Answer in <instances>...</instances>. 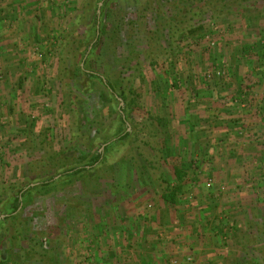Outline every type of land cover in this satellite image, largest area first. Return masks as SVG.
<instances>
[{"label": "rangeland", "instance_id": "rangeland-1", "mask_svg": "<svg viewBox=\"0 0 264 264\" xmlns=\"http://www.w3.org/2000/svg\"><path fill=\"white\" fill-rule=\"evenodd\" d=\"M30 1L0 0V15L12 19L4 17L0 26L16 31ZM32 1L39 2L33 13L41 39L59 37L47 47L52 56L43 49L45 62L34 52L39 38H18L10 50H0V197L40 178L50 155L77 153L91 143L104 153L101 139L114 119L107 111L120 104L87 75L93 28L96 35L109 30L101 61L122 83L130 77L127 63L143 59L148 49L144 18L134 30L126 19L122 34L112 36L117 23L111 22L125 15L123 0L107 7L106 0ZM164 3V15L178 13ZM225 3L204 8L200 19L185 18L174 52L144 63L134 80L131 137L97 177L23 200L19 216L3 228L9 264H264V0L249 11ZM247 16H257L251 26ZM211 23L218 27L214 45L198 40L202 31L189 33L200 25L209 30ZM132 45L137 57L129 54ZM215 65L227 74L206 79ZM218 109L228 110L222 117L235 123L223 137L216 131L222 118L213 120ZM174 164L187 173L175 206L162 199Z\"/></svg>", "mask_w": 264, "mask_h": 264}, {"label": "trees", "instance_id": "trees-1", "mask_svg": "<svg viewBox=\"0 0 264 264\" xmlns=\"http://www.w3.org/2000/svg\"><path fill=\"white\" fill-rule=\"evenodd\" d=\"M100 1L102 0H97V2ZM109 1L110 0H106L104 2V7L109 5ZM123 1V6H126V10L123 9L125 15L123 17H119L118 20H113L111 22L117 23L112 36H115L116 38L119 36V33L122 34L119 28L122 30L124 27L123 22H125L126 19L128 20L126 21V24H131V28L134 30L137 27L136 23L140 21V19L144 18L143 24L147 26L146 30L149 31V35L147 36L148 49L145 51L143 59H138V61L135 62L131 60L127 63L125 70L129 71L130 77L127 78L126 83H122V81L119 80V75H116V70L112 69L111 66L104 65L101 61L105 56L103 49L107 42L109 30L100 29L99 34L96 35L97 30L96 28H93V31L95 32L93 38H95L96 41L93 44L92 51L90 52V58L88 59V61H90V71L87 73V75L90 76L91 85L96 86L97 88L99 87V89H103V91L108 94V98H110L111 101H117L120 104L117 99L118 97L124 102V106L120 109H116L111 106L107 111V115L114 119L113 125L108 127V137L101 139L103 142L102 145H105L104 153L100 152L98 149L96 150V145L91 143V145H89L85 150L77 151V153H69L67 150H62L55 155H50L48 170L45 171L40 178L38 177L36 181L32 182H29V180L24 181L19 186H14L11 191L6 192L5 195L0 197V264H9L11 262L8 257L10 254L9 250L5 249L2 243L3 228H5L4 226L8 221H12L19 216L18 214L21 213L19 210L22 206L23 200L26 201L30 199L29 197L33 196L35 193L56 191L59 187H61V185H63V183L73 182L74 180L81 181L89 179L90 175L97 177L96 174L101 171L100 168H104L105 165H107V161L112 153L119 149V145L131 137V133L127 131V122L131 118V106L132 103H134L132 99V96L135 94L134 80L140 76V73L144 70L143 68L146 66L144 65L145 62L149 61L148 64L154 65L158 59L168 56V54H172L174 52L175 48L173 44L175 38L178 37V35L182 37L185 31V28L182 29L180 23L184 24V19L188 16H191V18L195 16L194 18L199 17L200 19L202 14L205 12L203 10L204 8L206 10L207 8L219 6L225 2H228V4L225 3L228 7L238 4L240 6L239 11H242L243 9L249 11V8H247L248 6H257V4L261 2V0H134L133 4L129 5V3L126 2L127 0ZM115 2L116 3L114 4L117 6V0ZM164 2L168 4L170 3L172 7H174L172 10L174 9L178 13L175 14V16L164 15L162 12L164 11V8L167 7ZM225 4L224 6L227 7ZM104 7L102 9V13L104 12ZM156 11L157 13L160 12V14L158 13V15H155L154 12ZM109 12L110 14L108 15V18L113 16L111 14L114 11L111 8L108 9V13ZM212 12L214 16L215 13H217L216 10ZM148 15L152 16L153 24L148 22ZM256 17L247 16L248 26H251L254 22L253 19ZM111 23H109L110 26ZM108 26L109 25H106V28H108ZM203 29V25H200L193 27L191 30L189 29V33L194 34L198 31H202L198 40L206 42L205 36L210 31H205ZM138 32L136 33L138 34ZM131 38L133 39L134 37ZM83 41L88 42V39ZM153 44L155 47L152 49ZM137 48L138 47L136 45H132V49H130L129 52L132 57H137ZM139 53L141 55V51H139ZM83 55L84 52L81 53V56ZM165 73L167 72L165 71ZM179 81L180 80L178 79L175 80L173 83L174 88L177 89L181 86ZM97 123H99L97 130L101 133L100 130L104 129V123L101 118L97 121ZM55 159H57V161H54ZM57 175H60L58 179L56 178ZM186 175V171L181 169L177 164L173 165L174 181H172V183L168 182L166 191L162 194V199L166 204L175 206L178 203L181 193V184L184 182ZM36 183L39 184L31 186ZM3 215L6 216L1 218Z\"/></svg>", "mask_w": 264, "mask_h": 264}, {"label": "crops", "instance_id": "crops-1", "mask_svg": "<svg viewBox=\"0 0 264 264\" xmlns=\"http://www.w3.org/2000/svg\"><path fill=\"white\" fill-rule=\"evenodd\" d=\"M37 4H39L38 1H32L31 0L30 3L28 5H26V8H30V9L27 10V13H23L22 15H20V17H19L20 19H19V21L17 23L18 27L15 29L16 31H13L11 33V31H7V30L10 29V27H9L10 25H5L3 23L1 24V26H0V42L4 43L5 45L3 47H0V50L11 48L12 46H14L13 43H17L19 41L18 38L27 37V38L32 39V41L34 40L33 37L35 39H38V38H39V40L41 39V37H40L41 34H40L39 30H36L38 28L37 26L39 24L38 17H37V14L35 15L33 13L34 10L37 11L38 9H40L39 5H37ZM31 6H33V7L31 8ZM8 16L7 15H4V16L0 15V21H3L4 17L8 18ZM8 19L12 20L11 18H8ZM13 21H14V19H13ZM4 27L6 28V31H5ZM6 46H8V47H6ZM8 50H10V49H8ZM28 58L29 59H27V61H28L27 63H29L31 61V57H28ZM25 63H26V61L22 60V63H20V67L24 66ZM23 83H24L23 79H21V84L20 85L22 86ZM11 97L13 98V100L15 102H17L18 101V93H17V91L13 90V92L11 94ZM12 109L14 111L15 107L12 108ZM214 111L216 113H218V114L217 115L216 114L213 115L214 116L213 120H218V122H219L220 119L222 118V120L220 122V124H221L220 126H222V127H219V129L217 128L216 131L220 130L219 133L221 134L222 137H223V135L224 136L228 135L226 130H228V129L230 130L231 128H233L235 123H231L230 121H227V119H224L222 117V114H226L229 111L226 110V109H218V110H214ZM221 112H222V114H221ZM216 117H218V118L216 119ZM201 121H202V119H201ZM207 123L208 122L206 121V119H204V121H202L203 125H206ZM215 124H217V123H215Z\"/></svg>", "mask_w": 264, "mask_h": 264}, {"label": "built area", "instance_id": "built-area-1", "mask_svg": "<svg viewBox=\"0 0 264 264\" xmlns=\"http://www.w3.org/2000/svg\"><path fill=\"white\" fill-rule=\"evenodd\" d=\"M210 28L209 31L206 36V42L209 45H214V35L218 34V27L214 25V23L209 24ZM46 37H43L41 40H39V44L40 47H36V51L35 54L37 56V58H39L42 62H45L47 59L44 57V53H43V49H45L48 53L49 56H52L54 53L53 51L49 49H47V47H50L52 44H56V40L59 37V34H50L49 36L45 35ZM43 47V48H42ZM227 74L226 69L222 66L219 65H215L213 66L211 69L207 70L205 73V78L206 79H211L214 76L221 78L224 77ZM180 82V81H179ZM46 107L48 108L49 105L47 104ZM30 119H32V121L36 122L37 118L34 116H31ZM209 186H211V183H209ZM222 189H224V187H221Z\"/></svg>", "mask_w": 264, "mask_h": 264}, {"label": "water", "instance_id": "water-1", "mask_svg": "<svg viewBox=\"0 0 264 264\" xmlns=\"http://www.w3.org/2000/svg\"><path fill=\"white\" fill-rule=\"evenodd\" d=\"M100 14V11L98 10V15ZM98 34H99V32H98ZM95 41H96V39H95ZM117 99H118V101L120 102V105H119V109L122 107V106H124V102L122 101V99L121 98H118L117 97ZM122 111V110H121ZM127 125H128V129H127V131H130V125L127 123ZM107 144H109V143H107ZM106 144V145H107ZM105 146V145H104ZM60 176V175H59ZM59 176H57L56 178H59ZM39 183H36V184H32L31 186H35V185H38ZM6 215H3L1 218H4Z\"/></svg>", "mask_w": 264, "mask_h": 264}]
</instances>
